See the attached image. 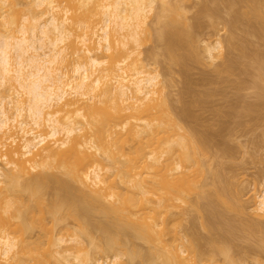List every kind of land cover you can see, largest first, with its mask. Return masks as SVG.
<instances>
[{
    "label": "bare ground",
    "instance_id": "bare-ground-1",
    "mask_svg": "<svg viewBox=\"0 0 264 264\" xmlns=\"http://www.w3.org/2000/svg\"><path fill=\"white\" fill-rule=\"evenodd\" d=\"M16 1L0 0V264H235L225 233L211 230L212 210L239 206L209 172L204 135L141 58L151 38L153 60L202 62L184 0H30L25 13ZM209 1L234 13L230 29L264 36V0ZM230 33L241 54L247 41ZM222 41L204 47L207 60L221 57ZM220 63L216 74L233 71ZM260 186L251 211L264 221ZM187 205L204 207L213 253L192 232L177 236Z\"/></svg>",
    "mask_w": 264,
    "mask_h": 264
},
{
    "label": "rangeland",
    "instance_id": "rangeland-1",
    "mask_svg": "<svg viewBox=\"0 0 264 264\" xmlns=\"http://www.w3.org/2000/svg\"><path fill=\"white\" fill-rule=\"evenodd\" d=\"M28 1L30 0L16 1L17 4L19 3L16 7L17 10L21 9L20 13L28 12V7H30L29 4L27 5ZM203 5L215 9L217 13L209 19L205 17L202 19L203 17L198 16L200 13L198 10H201ZM182 6L187 20L196 22L197 24H194L200 26L196 36L198 51L203 56L202 62L193 63L186 60V63L184 61V64H188L186 67L189 69L187 70L184 64L182 67L179 64L170 66L163 54H159L153 60L148 56V51L154 46V41L151 38L146 39L145 34V38L142 35L146 42L144 41L141 47V58L143 57V62L148 63L147 69L154 67L159 70L161 83L167 84L163 91L167 93L170 104L177 110L183 108L190 114L184 123H190L196 131L204 135L208 151V157L206 156L205 160H207L209 170L211 169L208 171L218 173L215 181L225 188L228 187L229 190H227L230 192L228 196L232 197L235 204L239 206V210L238 207L236 210L235 208L232 210L224 208V210L215 206L212 210V223L215 224L211 229L212 232L225 233L229 239V250L231 248L229 252L233 255L235 264H264V250L259 244L260 237L264 234L262 232L264 221H259L252 215L253 205H255L254 196L259 191L260 185L264 184V106L262 105L264 92L261 93V90H264V36L260 35L261 32L258 34V31L254 35L247 34V27L244 28L242 24L234 30L227 27L226 23L235 18V15L229 9L227 10L228 7H225L223 2L213 4L209 0H184ZM240 19L243 18L239 17ZM230 31L234 34L232 42L237 44L242 39L247 41L244 43L247 47H243L241 54L229 47L231 44L228 43L229 38L227 37L231 35ZM215 39L223 40V52L221 57L210 62L205 58L204 47ZM223 60L226 62H221ZM228 60L233 71L229 70L228 73L224 70L221 75H218L221 71L220 66L216 67L220 69L216 74L215 65L221 62L224 66ZM184 73L187 74L184 75ZM187 75L189 77H183ZM188 78L193 79V82ZM259 101L261 106L258 104ZM207 177L199 178V182L201 179L205 181L203 187L205 190L212 188V179L210 176ZM197 200L201 206L206 202L203 197H198ZM201 206L197 209L194 206H185L173 222L174 230L177 236L183 238L184 241L192 235V232L195 237L199 238L198 244L201 248L205 249V252L209 250L208 252L213 253L214 251L210 249H213L210 241L215 235L214 233L211 235V230L203 226L206 213L204 207L202 209ZM253 224L256 226L258 224L259 228ZM29 234L27 232V235ZM24 235L27 236L26 233ZM30 235L26 238L34 239L35 237L32 236H36L32 233ZM186 251L185 249L183 256L187 254L188 251ZM211 253H205L206 257ZM216 254L215 257L222 260V255ZM108 257L110 256H107V260ZM135 261L138 262L135 259L129 264H138Z\"/></svg>",
    "mask_w": 264,
    "mask_h": 264
}]
</instances>
